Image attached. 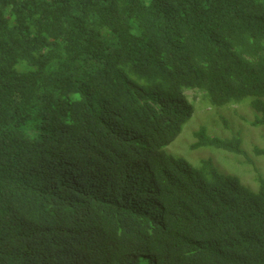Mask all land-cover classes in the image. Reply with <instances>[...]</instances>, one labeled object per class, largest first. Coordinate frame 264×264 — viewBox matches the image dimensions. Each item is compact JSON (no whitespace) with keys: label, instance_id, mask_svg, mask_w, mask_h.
<instances>
[{"label":"trees","instance_id":"obj_1","mask_svg":"<svg viewBox=\"0 0 264 264\" xmlns=\"http://www.w3.org/2000/svg\"><path fill=\"white\" fill-rule=\"evenodd\" d=\"M197 101L264 126V0H0V264L28 219L64 264H264V177L168 149L250 158Z\"/></svg>","mask_w":264,"mask_h":264},{"label":"rangeland","instance_id":"obj_2","mask_svg":"<svg viewBox=\"0 0 264 264\" xmlns=\"http://www.w3.org/2000/svg\"><path fill=\"white\" fill-rule=\"evenodd\" d=\"M190 96V92H186ZM196 109L193 116L186 124L189 129H195L200 125L207 127L209 134L226 135L235 129L243 140V147L248 150L249 159L244 160L238 154L229 152L222 148L200 146L194 149L188 148L190 134L182 132L168 148L176 151L192 162L201 158H211L223 173L236 175L241 182L251 190L258 189V178L264 177V156L255 155L250 151L251 143L264 146V126H252L249 122L252 119V112L243 103H230L225 106L212 107L200 101L195 103ZM188 129V130H189ZM189 142V143H188Z\"/></svg>","mask_w":264,"mask_h":264},{"label":"clouds","instance_id":"obj_3","mask_svg":"<svg viewBox=\"0 0 264 264\" xmlns=\"http://www.w3.org/2000/svg\"><path fill=\"white\" fill-rule=\"evenodd\" d=\"M66 140H70V138ZM43 178L44 176L41 174L36 181L40 182ZM52 179L53 177H49V182ZM76 223L79 222L76 221ZM41 229L43 228L31 225V219H28L23 227L16 229L21 234L16 246V249L21 253V264H64L62 262L63 257L69 256L71 254L70 247L75 245L69 244L67 247L60 249L55 244L56 241L63 239V237L54 235L50 227L48 230L44 228L45 231ZM77 249L74 252L75 254L87 250V246L83 243V247L77 246ZM66 264L89 263L82 259H72ZM96 264L101 263L97 260Z\"/></svg>","mask_w":264,"mask_h":264}]
</instances>
